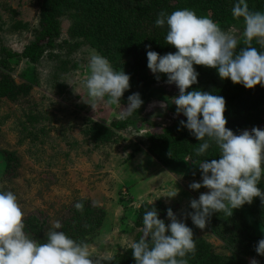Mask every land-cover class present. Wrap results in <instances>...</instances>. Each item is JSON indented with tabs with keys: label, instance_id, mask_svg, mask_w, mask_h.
Instances as JSON below:
<instances>
[{
	"label": "rangeland",
	"instance_id": "obj_1",
	"mask_svg": "<svg viewBox=\"0 0 264 264\" xmlns=\"http://www.w3.org/2000/svg\"><path fill=\"white\" fill-rule=\"evenodd\" d=\"M38 15L31 0H0V49L21 53L34 39ZM69 23L66 18L61 20L60 45L67 39ZM225 32L241 40L243 28L229 27ZM75 42L51 51L58 55L57 60H68L63 70H58L60 63L50 59L49 52L38 63L10 61L15 85H30L31 89L27 97L20 95L15 102L0 98V151L14 152L20 164L10 182L0 177V190H10L17 196L23 220L41 212L50 229L55 221L63 223L66 212L78 200L102 207L103 227L88 245L91 259H100L102 264L136 241L141 230L133 226V220L142 205L161 201L165 206H176L174 215L184 221L190 201L208 189L189 187L201 182V178L187 174L191 165L187 164L188 169L182 173L169 171L147 153L149 131L161 133L179 116L169 108L179 95L175 83L156 84L164 100L143 105L140 117L154 127L143 126L136 131L129 126L118 132L121 139L112 144L95 146L86 138L83 132L89 120L110 125L124 119V109L109 103L107 97L96 101L94 110L86 103L87 90L82 82L89 75V57L97 52L86 44L73 47ZM262 109L255 112L260 119H264ZM2 168L0 155V175ZM176 191L175 197H168ZM169 223L166 219L165 225ZM257 235L263 238L264 228H258ZM196 237L216 253L230 255L209 230L198 231ZM252 259L246 258V264Z\"/></svg>",
	"mask_w": 264,
	"mask_h": 264
},
{
	"label": "trees",
	"instance_id": "obj_2",
	"mask_svg": "<svg viewBox=\"0 0 264 264\" xmlns=\"http://www.w3.org/2000/svg\"><path fill=\"white\" fill-rule=\"evenodd\" d=\"M38 9V24L34 31V39L21 53H16L5 48L0 49V98L15 102L20 95L27 97L30 85H15L11 75V60H27L38 63L42 56L49 52L48 57L59 58L57 54H51L56 48L69 44L74 46L87 45L97 54L105 57L116 71H124L130 76V87L123 93L120 103L121 108L127 106L128 96L139 93L143 101L141 107L131 115L125 114L124 119L114 121L110 125L88 121L84 134L95 146L116 143L121 137L118 132L126 130L129 126L139 131L142 127H154L153 123L142 119L143 105L151 101L164 100L156 84L167 83V75L159 74V80L147 67L146 45L150 50L158 54L175 52L174 46L165 43L167 26H155L158 13L164 11L171 14L175 10L190 9L198 16H206L216 22L226 31L229 27H241L244 29L243 18L232 16V7L237 0H31ZM248 8L252 12H264V0H246ZM69 20L67 39L62 45L57 43L61 38V20ZM21 27L25 25L17 24ZM78 39L80 40L78 43ZM241 37L237 51L245 47ZM258 51H264L256 40L251 45ZM68 60H57L60 63L58 70L65 68ZM199 73L198 82L191 85L186 91L200 90L214 95L223 96L226 102L224 116L227 120L226 128L239 135L244 130L253 127L264 129V119L257 116L264 107V87L255 86L246 89L243 85L233 84L230 79H221L215 68L202 65H194ZM108 99V98H107ZM169 108L176 112V105ZM255 112L256 115H255ZM254 113V114H253ZM176 118L174 125L169 126L163 132L155 134L150 130L147 136L149 145L147 153L157 158V161L169 171L182 173L187 166L192 167L187 174L194 178H201V171L196 161L219 159V149L211 143L205 155L195 156V150L203 141H198L189 130L184 128L180 121L186 122L183 114ZM155 130V129H154ZM117 139V140H116ZM207 139V138H206ZM3 162L2 181L10 182L17 176L19 160L14 152L0 151ZM188 160V161H187ZM188 164V165H187ZM187 165V166H186ZM264 191V175L257 185ZM84 204L83 211H77L74 202L63 217L61 229L70 238L91 244L103 227L105 214L102 207L91 205L85 200H78ZM155 208L158 218L166 220L169 208L176 210V206H165L161 201L152 205H142L136 211L133 226L141 231L137 234L138 241L142 234V216L146 210ZM234 209L231 216L212 213L206 221L205 228L195 226L190 216L193 209H189L187 217L183 221L192 229L193 239L196 243V251L189 254L186 259L188 264H246V258H257L258 264H264V256L256 253L255 248L260 240L257 235L258 228H264V202L260 197H254L252 202L245 203L241 211ZM124 220V219H123ZM24 232L36 241L43 243L49 228L46 216L41 212H35L32 216L23 220ZM209 230L219 241L224 249L230 252L228 257L218 254L203 239L197 238L198 231ZM167 234V233H166ZM264 238V237H263ZM102 264H135L131 248L115 255Z\"/></svg>",
	"mask_w": 264,
	"mask_h": 264
},
{
	"label": "clouds",
	"instance_id": "obj_3",
	"mask_svg": "<svg viewBox=\"0 0 264 264\" xmlns=\"http://www.w3.org/2000/svg\"><path fill=\"white\" fill-rule=\"evenodd\" d=\"M234 18H243L242 43L229 32L223 31L211 18L198 16L190 9H179L171 14L158 13L155 26H167L165 43L176 51L158 54L146 45L147 67L159 80V74L167 75V83H175L179 95L174 98L177 114L186 117L180 121L198 141L195 156L205 155L214 143L219 149V159L202 160L198 164L201 182L189 185L192 190L207 188L198 199L190 201L193 212L188 215L200 229L212 213L224 212L231 216L234 209L251 203L254 197L264 202V191L257 185L264 175V129L253 127L239 135L226 128L224 116L226 102L223 96L200 90L186 91L198 82L199 73L194 65L217 70L219 78L230 79L233 84L252 89L264 87V51L250 46L253 39L264 48V12H252L246 0H237L232 7ZM89 75L82 82L87 90L88 103L96 107V101L108 98L109 103H120L123 93L129 89L130 76L123 70L116 71L109 61L93 53L88 61ZM125 114L136 112L143 101L139 93L127 98ZM207 138V139H206ZM177 191L168 195L175 197ZM152 203V202H151ZM77 211L84 204L76 202ZM170 223L158 218L155 208L142 216L143 235L130 244L135 264H188L186 257L194 254L196 243L193 232L182 220H178L171 208L167 210ZM55 221L47 231L43 243L30 239L24 232L23 212L17 196L10 190H0V264H100L91 259L88 245L78 242L61 229ZM167 233V234H166ZM255 251L264 256V238ZM250 264H258L252 259Z\"/></svg>",
	"mask_w": 264,
	"mask_h": 264
},
{
	"label": "built area",
	"instance_id": "obj_4",
	"mask_svg": "<svg viewBox=\"0 0 264 264\" xmlns=\"http://www.w3.org/2000/svg\"><path fill=\"white\" fill-rule=\"evenodd\" d=\"M124 192L126 193V191L124 190Z\"/></svg>",
	"mask_w": 264,
	"mask_h": 264
}]
</instances>
